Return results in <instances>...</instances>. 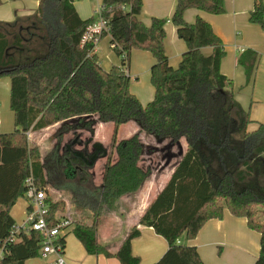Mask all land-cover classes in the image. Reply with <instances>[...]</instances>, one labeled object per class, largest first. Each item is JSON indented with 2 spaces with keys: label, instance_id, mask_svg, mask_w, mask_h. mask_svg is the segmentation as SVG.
<instances>
[{
  "label": "trees",
  "instance_id": "1",
  "mask_svg": "<svg viewBox=\"0 0 264 264\" xmlns=\"http://www.w3.org/2000/svg\"><path fill=\"white\" fill-rule=\"evenodd\" d=\"M38 1L32 14L0 21V77H10L15 118L14 130L0 133V264H24L37 257L43 245V234L33 229L22 231L15 241L10 238L16 225L10 208L25 196L27 177L32 175L46 191L44 163L28 133L56 125L57 160L83 166L74 149L82 142L79 136L95 134L107 123L114 129L104 152L101 186H82L72 193L77 210L93 212L89 225L73 229L90 254L116 257L121 264L140 263L132 252L138 226L116 252L99 242L97 228L105 205L140 191L152 175V167L142 162L148 151L140 138L144 131L168 147L186 141L169 179L138 222L168 242L154 264H205L196 246L180 240L194 239L208 220L222 218L225 208L245 217L248 227L261 234L254 264H264V218L257 213L258 207L264 208V121L249 130L250 112L236 99L233 81L221 71L226 50L212 25L201 17L194 23L185 19L190 8L222 14L225 1L176 0L171 21L187 48L173 67L166 53L167 19L153 17L146 25L140 19L143 0H102L107 29L100 37L110 35L113 50L121 57V64L110 70L101 65L93 41L83 40L95 16L82 18L73 0ZM250 21L264 30V0H254ZM204 47L213 50L205 54ZM133 49L148 51L155 59L150 69L154 97L145 105L130 90ZM239 60L250 79L256 52L245 51ZM132 119L140 130L119 140L120 126ZM67 133L72 137L62 146ZM46 201L47 219L55 225L63 216L64 203ZM60 241L65 246V238Z\"/></svg>",
  "mask_w": 264,
  "mask_h": 264
},
{
  "label": "crops",
  "instance_id": "2",
  "mask_svg": "<svg viewBox=\"0 0 264 264\" xmlns=\"http://www.w3.org/2000/svg\"><path fill=\"white\" fill-rule=\"evenodd\" d=\"M33 1H35L33 8L35 10L39 1ZM224 1L226 11L222 14L190 8L185 12V19L188 23H194L197 17L203 18L212 25L215 33L222 39L226 55L221 62V71L233 81L235 97L250 112L252 122L249 125V130L254 131L258 127V123L264 121V30L250 21V11L254 7V0ZM74 5L82 18L92 16V14L82 15L75 1ZM86 7L87 5H84L81 8L86 11ZM175 7L176 0H143L142 13L140 14V19L146 25H150L153 17L167 19L165 24L166 53L169 63L173 67L178 66L182 54L187 48L184 40L177 34V27L171 21ZM1 19L0 17V21H4ZM212 50V47L202 49L205 54H210ZM248 50L256 52L258 57L250 79L247 78L239 60L240 56ZM96 52L102 59V66L106 70L121 64V59H116L110 35L100 38ZM105 55L107 61L103 58ZM154 62V57L148 51L134 49L131 53L128 73L130 77H135V81L131 80L130 90L140 101H150L153 98L154 87L150 82V69ZM100 126L104 128L105 124H100ZM50 128L53 127L50 126L42 131ZM133 133L135 132L133 131ZM156 141L157 143L161 142L157 138ZM171 147L170 150L173 148ZM171 152L168 158L170 162L175 157L179 159L180 153L175 155L173 151ZM147 154L151 153L146 150L144 157ZM177 161L170 167L168 175L157 179L156 173H154L155 176L152 175V179L145 184L144 189L136 194L130 193L116 199L119 211L106 213L97 228V237L100 243L107 246L110 251L116 252L130 230L134 226H138L140 235L132 240V252L140 258L139 264H154L160 259L168 248L167 240L157 234L154 228L138 224V222L146 207L169 179ZM170 164L165 166L168 167ZM77 169H81V167L78 166ZM157 180L162 184L159 188H157L159 183ZM28 207L29 201L27 200V211ZM12 217L15 219L13 215ZM66 231V229L63 230L61 238H65L64 257L66 256L67 264H121L116 257L90 254L78 238L72 239L76 245L71 250L70 246L68 247L66 244ZM180 242L196 246L205 264H254L260 254L261 234L248 227L245 217L235 216L225 208L222 218L208 220L194 239L182 238ZM54 259L53 255L43 258L39 253L37 257L26 260L24 264H48Z\"/></svg>",
  "mask_w": 264,
  "mask_h": 264
},
{
  "label": "rangeland",
  "instance_id": "3",
  "mask_svg": "<svg viewBox=\"0 0 264 264\" xmlns=\"http://www.w3.org/2000/svg\"><path fill=\"white\" fill-rule=\"evenodd\" d=\"M0 1V17L2 18L1 20L4 21H13L17 16H19V18L25 17L32 14L36 10H33L35 4V1L33 0ZM75 4H77V6L80 8L82 15L89 16V14H92L96 17L95 11L100 5H102V1L76 0ZM84 5H87L86 11L82 10L83 8H81L84 7ZM103 58L105 61H107L106 55L105 57L103 56ZM118 58L121 59V57L116 54V59L119 60ZM101 60L102 59H100V61ZM141 79L143 78L141 77ZM131 80L134 82L135 77L132 76ZM142 82H144V79ZM10 85L11 81L9 76L5 75L0 77V133L11 132L15 127L14 112L12 111L10 104ZM147 102V100L142 101L143 104H146ZM55 126L56 125L51 126L53 128H50L46 131L29 132L28 139L31 146H35L39 149L41 155L40 158L44 163V173L47 180V198L51 202H63V209L61 212H59L62 213V217H68L74 223L65 228L67 230L66 244L68 247L70 246V249L72 250L76 245L72 239H77L73 233V229L77 224L89 225L91 223V219L93 218V212L91 210H77L75 208L72 200V193L75 189L82 186L92 189L101 186L103 167L107 158L106 153L104 152L105 150H108L114 126L112 123L105 124L104 128L99 125L97 133L91 134L84 132L81 136H79L82 142H80L79 145H74V149L79 151L75 152V155L82 158L85 163L83 166L76 165L70 160L66 161V163L60 164V162L57 160L56 154L58 152L57 147L60 137L54 135L57 129V126ZM138 130H140L139 123L132 119L120 126L117 137L119 140H121L130 136L133 131L137 132ZM71 137V134H65L61 145L63 146L65 143H67ZM140 138L143 140L146 148L151 153L147 154V156L145 155L146 157H144L143 163L144 165H148L150 167L152 166V175L156 173L157 179H161L163 176L168 175L170 172V167L173 163H175V161H177L178 158L176 157L171 159V162L169 161L170 159L168 160L170 157L169 154L172 153L171 151H173L175 155H178L180 153V149H184L186 146V141L183 138L181 139V143L183 144H181L182 146H173V148L171 147L172 150H170V147L166 146L167 142L157 143L156 136L144 131L141 133ZM85 150L89 153H86ZM67 158L68 157L66 156L65 159ZM167 164L170 165L166 167L165 165ZM78 166L81 167V169H77ZM152 175L149 177L147 182L152 179ZM157 182H159V180H157ZM161 185V182H159L157 188H159ZM144 187L142 189H144ZM136 193L138 192H135V194ZM26 199V195L20 196L15 204L10 208V213L15 217L17 225H21L23 223V219L27 213L28 199ZM116 201L117 200H111L109 204L105 205L103 218L108 212L116 213L119 211L117 204L118 202ZM263 210V207L257 208V213L261 219L264 218ZM88 217H90V219H88ZM33 261L36 262L37 260Z\"/></svg>",
  "mask_w": 264,
  "mask_h": 264
},
{
  "label": "built area",
  "instance_id": "4",
  "mask_svg": "<svg viewBox=\"0 0 264 264\" xmlns=\"http://www.w3.org/2000/svg\"><path fill=\"white\" fill-rule=\"evenodd\" d=\"M102 10L103 5H100L95 11L96 21L88 28L83 39L84 41H93L95 50L101 38L102 31L107 29V20L103 17ZM25 185V195L29 201V207L23 223L21 225H14L10 237L11 241L17 240L18 234L22 231H28L29 229L39 231L44 237L40 250L41 257L45 258L53 255L55 259L48 264H67L64 257V246L60 238L63 230L70 226L72 221L68 217H61L58 223L51 225L47 219L49 205L46 201V191L37 185L32 175L27 177Z\"/></svg>",
  "mask_w": 264,
  "mask_h": 264
},
{
  "label": "flooded vegetation",
  "instance_id": "5",
  "mask_svg": "<svg viewBox=\"0 0 264 264\" xmlns=\"http://www.w3.org/2000/svg\"><path fill=\"white\" fill-rule=\"evenodd\" d=\"M78 168V167H77Z\"/></svg>",
  "mask_w": 264,
  "mask_h": 264
}]
</instances>
